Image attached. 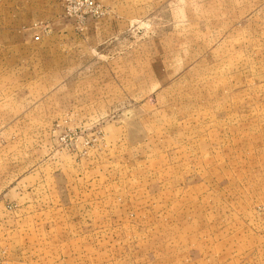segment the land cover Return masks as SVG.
Returning a JSON list of instances; mask_svg holds the SVG:
<instances>
[{
	"label": "rangeland",
	"instance_id": "374dc122",
	"mask_svg": "<svg viewBox=\"0 0 264 264\" xmlns=\"http://www.w3.org/2000/svg\"><path fill=\"white\" fill-rule=\"evenodd\" d=\"M92 1L0 0V264H264V0Z\"/></svg>",
	"mask_w": 264,
	"mask_h": 264
},
{
	"label": "crops",
	"instance_id": "0c3cea01",
	"mask_svg": "<svg viewBox=\"0 0 264 264\" xmlns=\"http://www.w3.org/2000/svg\"><path fill=\"white\" fill-rule=\"evenodd\" d=\"M3 203L0 202V216H2L3 212L5 211V207L3 208ZM12 218H6L5 220L0 221V258L2 260H5L6 263H9L7 260L14 257V254L5 246L7 245L12 246L13 240H12V234H15L14 226H13ZM5 246V247H4ZM3 264V261H2Z\"/></svg>",
	"mask_w": 264,
	"mask_h": 264
},
{
	"label": "built area",
	"instance_id": "2783aa9c",
	"mask_svg": "<svg viewBox=\"0 0 264 264\" xmlns=\"http://www.w3.org/2000/svg\"><path fill=\"white\" fill-rule=\"evenodd\" d=\"M79 2L86 8V10L99 12L100 6L96 5L92 0H79Z\"/></svg>",
	"mask_w": 264,
	"mask_h": 264
}]
</instances>
